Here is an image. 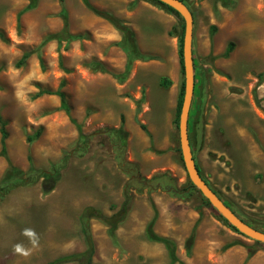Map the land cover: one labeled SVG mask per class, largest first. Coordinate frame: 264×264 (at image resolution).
Returning a JSON list of instances; mask_svg holds the SVG:
<instances>
[{
	"label": "rangeland",
	"instance_id": "rangeland-1",
	"mask_svg": "<svg viewBox=\"0 0 264 264\" xmlns=\"http://www.w3.org/2000/svg\"><path fill=\"white\" fill-rule=\"evenodd\" d=\"M142 1L149 2L131 0L121 12L124 19L112 15L125 25L130 16L132 22L139 15L137 21L146 11L136 14L133 8ZM206 1L209 7L214 5L210 16L201 10ZM206 1L190 3L196 25L203 24L210 44V51L200 54L196 49L194 54L196 92L189 116L192 151L210 187L239 217L264 231V0H239L224 10H216L219 0ZM36 2L19 26L18 14L30 0H0V117L9 133L8 159L0 157V182L10 166L29 172V157L39 171L60 166V176L46 183L44 177L35 175L28 178L26 186L0 193V264H48L85 252L80 216L89 208L95 215L90 219L95 247L92 264H169L168 251L162 254L165 245L146 237L154 205L157 220L166 217L163 233H177L169 224L181 223L177 235L185 236V241L181 247L173 241L183 262L193 231L198 239L199 222L191 232L183 231L189 211L202 210L228 226L200 191L191 187L177 151L180 139L175 111L184 78L178 38L169 35L159 56L154 52L155 59L150 55L139 64L135 61L124 78L120 62L124 59L125 63L126 54L116 44L122 41L123 33L110 20L94 13L82 0ZM96 2L88 0L99 9ZM116 4L126 3L118 0ZM63 8L69 16L67 32ZM180 23L178 20L173 29L180 31ZM214 24L215 32L211 29ZM114 34L120 36L118 42H113ZM53 35L63 40L49 39ZM69 35L81 37L67 42ZM250 41L253 50L248 47ZM231 43L234 49L226 58ZM27 53L30 56L19 66ZM111 65L115 71L119 69L118 74L111 73ZM162 76H172L179 87L174 91L165 88ZM58 90L67 94L71 118L90 136L83 156L76 152V125L59 110L60 97H38L40 91ZM122 116L127 135L109 133L121 126ZM40 129L41 136L29 143L28 137ZM1 137L0 130V151ZM52 185L54 189L45 194L44 186ZM126 190L131 200L124 211ZM120 218L116 240H112L107 219ZM25 227L34 228L41 238L39 249L27 259L12 253L14 244L27 245L21 235ZM209 229L218 230L212 225ZM245 239L250 248L264 250L263 243ZM206 245L203 264H228L225 250L208 241Z\"/></svg>",
	"mask_w": 264,
	"mask_h": 264
},
{
	"label": "trees",
	"instance_id": "trees-1",
	"mask_svg": "<svg viewBox=\"0 0 264 264\" xmlns=\"http://www.w3.org/2000/svg\"><path fill=\"white\" fill-rule=\"evenodd\" d=\"M61 1H63V0H61ZM181 1L185 2L184 0H181ZM219 1L222 3V5L225 8H231V7L236 5L235 0H219ZM83 2L94 13H96L97 15H99L105 19L110 20V22H112L123 33L122 41H120L116 44L123 49V51L125 52V54L127 56V63L125 65V71L123 73L124 78H126L130 74L135 61L140 60V59H146V56L142 55L139 51V48H138V45L136 42V38H135V34L121 20L117 19L112 14L101 12L100 10L92 7L91 5H89L88 0H83ZM149 2L154 3L155 5L167 10L168 12H170L172 14H174L177 17V19L181 22L180 23V31H178L177 28H175L170 32V35L178 38V48H179L178 52H179V56H180L181 71H182V74L184 75V65H183V40H184V29H185L184 22H183L182 18L180 17V15L173 8L159 2L158 0H149ZM36 3H37L36 0H30V5H28L22 11H20V13L18 14V25L19 26H20V21H21L22 15L25 14L26 12L33 10L36 7ZM61 16L64 19L65 32H67V29L69 27V22H68V12L65 8L62 9ZM211 29L213 30V32L216 31V27H211ZM0 36H3V35L0 34ZM80 37H81L80 35H76V36L69 35V38H67V42H71L72 40L78 39ZM49 39H58L59 41L63 40L59 35L50 36ZM233 49H234V44L233 43L229 44L224 56L226 58L229 57V55L233 51ZM29 56H30L29 53H27L22 58V60L20 61L19 66L23 65ZM97 65L98 64L93 63L92 66H97ZM196 79H197V73L195 72V80ZM161 84L165 88H169L172 83L168 78H162ZM63 85L64 84H62L61 86H63ZM43 94H49V95L55 94V95H58L60 97L61 105H60L59 110L65 111L66 114L70 117L71 122L76 125L78 132H79V143H78V149L76 150V152L80 153L79 156H83L87 151L89 141H90V136L84 134L82 124L77 123L75 119L71 118V115H70L71 108H70V105H69V102L67 99V94L65 92H62L61 90H58L57 92L40 91L38 93V97L42 96ZM183 98H184V81H182L181 86H180L178 100H177V106H176V111H175V124H176L177 129H178V124H179V117H180V113H181ZM121 118H122L121 126L118 129L110 130L109 133L114 134L115 136H121V135L126 136L127 135V132L125 131V127H124L125 118L123 116ZM0 125H1L0 130H1V136H2L1 137L2 148L0 151V157H4V158L8 159V151H7V143L6 142H7V139L9 137V133L6 129L7 123L4 120H2L1 117H0ZM141 128L145 132H147V134L150 136V133L147 131L146 126L142 125ZM41 134H42V129L38 130L34 136H29L28 142L33 143L36 139H38L41 136ZM189 138H190V136H189ZM177 151L181 153L180 149H178ZM29 160L31 162V165L29 168V172H27V173L23 172L22 170H20L16 167L10 166V169L7 172L6 176L0 182V193L4 194V193H7V192H9L15 188H18L21 186H26V184L28 183V178H31L35 175H36V177L37 176L44 177L46 179V183L51 181V180H53V182H54L59 178L60 166L57 167V165L54 164L51 166L49 171L43 172V171L37 170L33 166L31 157H29ZM181 160H182V155H181ZM200 173H202L201 170H200ZM191 187L195 188L193 185H191ZM53 189H54V185H52L50 188H46L44 186V193L47 194ZM129 194L130 193L127 192V190H126V192H125V203L122 206V209L124 211L127 210L129 202L131 200V197ZM205 202L211 206V204L209 203V201L207 199L205 200ZM213 210L216 211L215 209H213ZM154 211H155V218L149 223V225L146 228L147 239L149 241L163 243L165 245V247L168 251L169 259H170L169 264H177V263L185 264L183 262H180L178 259V256L176 254V245H175L174 241L170 240L168 238L159 236L158 234L155 233L154 225H155L156 217L158 215V212L156 210L155 205H154ZM217 214L219 215L220 220L223 223H225L228 227H230L236 233L241 234L237 229H235L233 226H231L218 212H217ZM94 216H95L94 214H91L90 208L85 209L84 212L82 213V215L80 216L82 233L84 235L85 243H86V247H87L86 251L81 253V254L68 255V256L58 258L55 261L48 263V264H68V263L92 264V258H93L94 252H95V247H94L93 236H92L91 229H90V219ZM122 218H120L119 220H116V221H113L112 219L111 220L107 219L109 224L112 226L111 229L109 230V236L111 237L112 240H116L115 231L117 229L118 222H121ZM241 235H243V234H241ZM195 239H196L195 232L193 231L192 234L190 235V237L188 238L187 243H186V254L188 257H191V255H192V249H193V246L195 243ZM256 243L260 244L259 242H256ZM253 252L254 251H252V250L249 251L247 260L249 258H251V256L253 255Z\"/></svg>",
	"mask_w": 264,
	"mask_h": 264
},
{
	"label": "crops",
	"instance_id": "crops-1",
	"mask_svg": "<svg viewBox=\"0 0 264 264\" xmlns=\"http://www.w3.org/2000/svg\"><path fill=\"white\" fill-rule=\"evenodd\" d=\"M117 1L118 0H98V2H96L94 5L95 7L99 8L101 11H105V10L109 11L110 14L114 13L113 14L114 16L120 19L121 18L124 19L123 18L124 14L121 12H123L124 9L125 10L127 9L126 6L130 4L131 0H125V3H126L125 5L124 4L118 5L116 4ZM184 1H185L184 3L190 8L193 14V17H194L193 55L195 54L196 49L198 53L205 54L207 49H209L210 51V44L206 40L207 36H206V33L204 32L205 30L202 29L203 24L201 23L200 25L198 24V27L196 25L195 13L192 7L190 6V3H192V0H184ZM235 1H239V0H235ZM212 8H214V5L213 6L211 5V7H209L207 1L202 3L201 5V10H206V15L208 16L212 14L211 13ZM133 9L136 14L141 10H145L146 12L137 21L136 19L138 18L139 15H137V17L132 22L130 21L131 20V16H130L129 22H127L126 25L130 27V29L135 34V38L137 39V42L140 46V50H139L140 53L144 56L151 55V57L155 59L156 58L155 55L154 56L152 55L154 54V52L157 56L161 54L163 45L165 42L169 40L170 32L173 30L174 27H176L178 23V19L174 14L147 1L146 2L142 1L138 3L136 7H134ZM224 9L225 7L222 5L221 2H219L217 4L216 10H224ZM29 12H26L25 14ZM20 24H21V21H20ZM213 27H216V25L214 24ZM113 36H114L113 42H118L120 36L116 34H114ZM252 41H250L251 43H249L248 47L249 49L253 50L254 45ZM177 42H178V39H177ZM124 58H125V63H124V59H123V62H120V63H123L122 68L124 67L123 69L125 71V65L127 63V56L125 55ZM141 61H142L141 59L137 60L136 63L139 64ZM179 65L181 68L180 56H179ZM110 68L112 69L111 73L118 74L119 69L118 70L116 69L115 71L114 65H111ZM162 78H168L171 81L172 84L170 88L172 89V91H174L176 87L177 88L179 87L177 84V80L175 81V79L172 76H170V78L162 76ZM107 80L112 84H118L116 83L115 80L113 81L111 79H107ZM121 123H122V118H121ZM203 216H204V219L202 218ZM154 218H155V211H154L153 219ZM153 219H151L150 222ZM165 219L166 217L164 216L160 217L159 220H157V217H156L155 225H154V231L156 230L155 232L156 234H158L157 232H160L161 234L163 233L162 222H165ZM180 220L181 221L184 220L183 217ZM185 221H186V225H184L185 228L183 231H186V232H189V231L191 232L193 229V226H195L197 222L199 223L196 229L198 233V239L196 238L197 242L194 243V246H193L194 249H192L193 254L191 255V257H188L187 254L185 253V256H184L185 258L181 259L183 262H187V263L191 262L192 264H203L202 259L206 253V250L204 248L205 246L206 247L208 246L206 245V241H208L212 244L213 243L216 244L218 246L217 248H220V249L222 248L223 250H225V257L228 258V260H226L228 261L227 262L228 264H264V250H260V248H250L249 246H251V243H248V241H246L245 239L246 237L222 225L211 214L208 215L207 213L199 209L197 211L195 210L189 211L187 213ZM149 223H147L146 227L149 225ZM171 223L169 224V226L170 228H173L172 229L173 232L179 233L178 228L181 229V223L178 224L176 221L174 222L172 221ZM211 225L218 229L216 231L217 234L214 231L209 229ZM177 233L172 234V235H168L166 233H163L162 235H159V234L158 235L168 238L170 240H176L178 247L179 245L181 247V245L185 241V236L184 237L178 236ZM199 238L202 239L201 240L202 244L201 243L199 244ZM156 244L162 247V244H159V243H156ZM162 248L165 250L162 254H165V252H167V249L164 246ZM250 250L254 252L251 258L247 260ZM168 257L169 256H167V258ZM199 257H202V258L199 259Z\"/></svg>",
	"mask_w": 264,
	"mask_h": 264
},
{
	"label": "water",
	"instance_id": "water-1",
	"mask_svg": "<svg viewBox=\"0 0 264 264\" xmlns=\"http://www.w3.org/2000/svg\"><path fill=\"white\" fill-rule=\"evenodd\" d=\"M173 8L182 18L184 29L183 65H184V98L179 117V139L182 160L188 177L211 206L235 229L245 237L264 244V231L256 229L239 217L223 199L204 180L197 166L189 138V116L195 92V65L193 55L194 17L190 8L181 0H158Z\"/></svg>",
	"mask_w": 264,
	"mask_h": 264
},
{
	"label": "clouds",
	"instance_id": "clouds-1",
	"mask_svg": "<svg viewBox=\"0 0 264 264\" xmlns=\"http://www.w3.org/2000/svg\"><path fill=\"white\" fill-rule=\"evenodd\" d=\"M21 235L27 240L28 243H27V245L25 243H23V242H18L16 244H14L13 247H12V253L15 256H19V257H22V258L27 259V258L31 257L36 250L39 249L40 244H41V238H40L39 233H37V231L34 228H32V227H25V228H23L22 231H21Z\"/></svg>",
	"mask_w": 264,
	"mask_h": 264
}]
</instances>
